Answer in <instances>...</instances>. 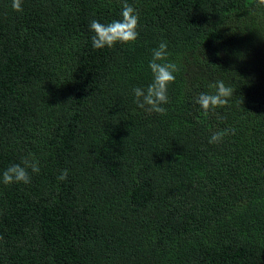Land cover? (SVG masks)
Masks as SVG:
<instances>
[{
	"label": "trees",
	"instance_id": "16d2710c",
	"mask_svg": "<svg viewBox=\"0 0 264 264\" xmlns=\"http://www.w3.org/2000/svg\"><path fill=\"white\" fill-rule=\"evenodd\" d=\"M128 2L138 39L94 49L121 0H0V172L41 169L0 183V264H264V5ZM160 41L180 69L163 115L131 91ZM218 81L229 104L200 109Z\"/></svg>",
	"mask_w": 264,
	"mask_h": 264
},
{
	"label": "clouds",
	"instance_id": "9594fccd",
	"mask_svg": "<svg viewBox=\"0 0 264 264\" xmlns=\"http://www.w3.org/2000/svg\"><path fill=\"white\" fill-rule=\"evenodd\" d=\"M264 5V0H258ZM11 8L21 12L22 0H11ZM139 14L128 0H121L119 18L108 23H101L93 19L89 22V31L92 33L91 44L94 49L112 48L117 43L135 42L140 33L138 31ZM171 53L167 41H160L150 52L147 68L151 74V80L146 85L132 88V97L139 109L151 114H166L165 105L169 102V85L174 83L178 72V64L170 59ZM234 95V89L223 81L215 84V92L209 94L200 92L194 97V103L204 111H215L217 108L229 104ZM234 129L223 128L214 132L209 138V144L220 143L227 135L233 134ZM39 161L31 152L23 156L19 162H13L0 172V183L4 185L23 184L28 185L32 176L40 172ZM69 176L68 169H61L57 176L58 181H66Z\"/></svg>",
	"mask_w": 264,
	"mask_h": 264
}]
</instances>
